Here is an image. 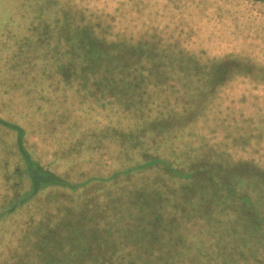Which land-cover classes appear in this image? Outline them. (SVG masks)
Wrapping results in <instances>:
<instances>
[{
  "label": "rangeland",
  "instance_id": "374dc122",
  "mask_svg": "<svg viewBox=\"0 0 264 264\" xmlns=\"http://www.w3.org/2000/svg\"><path fill=\"white\" fill-rule=\"evenodd\" d=\"M7 1L8 5L11 4L9 0L1 4L5 6ZM89 2L90 5L100 4V0ZM176 3L174 7L166 4L159 15L153 16L160 18V24L167 22L169 30L175 26L174 31L181 32L179 35L186 40L184 47L187 50L192 48L189 52L202 58L197 61L198 65L203 64L206 55L217 56L228 51V55L235 54L241 59L245 58L242 56L248 57L247 60L252 62V72H247L250 76H242L231 68L233 72L223 74L220 86L212 85L209 72L212 64L206 65L208 68L197 64L193 67L195 54L192 58L185 56L189 67H193L190 69L185 68L184 57H178L176 65L165 63L160 69L153 65L137 69L132 49L127 44L119 52L113 51L112 55L109 47L105 48V53L100 49L106 47V42L99 45L93 39L91 52L89 49L84 55L87 57L91 53L89 60H94L93 72L90 66L86 69L79 67L78 80L71 78L72 82H65L62 78L58 80L57 66L40 85L35 82L26 84L16 65L7 68L4 64L5 57L13 54L14 50L9 43L3 45L4 40L1 41L3 38L0 37V113L25 125V142L31 145L40 162L77 180L79 184L90 174L95 175V179L104 180L100 176L108 175L115 167L138 162L147 154L158 153L161 157L173 153L178 155L184 149L188 152L187 148L198 149L191 168L208 167L221 183L229 185L230 179L234 186L245 163L250 168L264 170V2L177 0ZM2 22L0 20V24ZM57 28L53 30L56 32ZM226 37L229 42L224 41ZM211 44L217 49L207 47ZM213 51L215 53H211ZM147 52L154 56L151 50ZM101 56L104 60L102 63ZM168 57L172 59L174 56L168 54ZM161 60L167 58L164 56ZM105 63L115 65L111 68ZM215 67H218L217 64ZM98 82H103L104 87L97 88ZM185 91L197 92V96L180 99L182 96L179 95L178 100L174 99L176 92ZM45 123L47 125L40 128ZM221 124L227 125L228 137H222L221 132L216 133L215 138L209 137V129L218 128ZM108 125L132 132L127 142L134 138V143L114 144L110 141L112 138L108 137V131L103 129ZM102 132L106 134L102 135ZM207 150L215 158L222 159L221 162L204 163L207 160L203 152ZM102 153L105 154L102 155L104 160L100 159ZM228 161L232 162L231 166H227ZM124 175L117 173L116 182L120 181V177L131 178L129 172ZM208 176L204 168L197 172L189 180L190 186H184L183 195L181 188L179 200L173 199L171 202L159 193H155L158 198L156 202L150 200L149 194L139 196V200L147 203L146 208L154 207L155 203L163 219L167 217L165 213L185 217L193 214L209 216L215 213V209L216 213L221 209L230 217L235 216L232 220L238 225L240 214L237 199L233 197L231 203L226 200V197L231 198L229 188H217L210 191L211 194L205 190L200 198V187L212 185V178L206 180ZM240 179L243 180H238V189H247L252 193L254 183L248 184L245 177ZM93 181L86 180L71 192L56 187L52 195L46 196L44 203L38 200L34 206L18 213L15 221L0 220V264H38L39 261L47 264H106L109 259L106 254L111 247L109 241L113 237L112 228L116 226L115 220L119 216V211L112 209V203L118 197L110 184L108 187L100 181ZM152 181L162 188L164 178L160 174ZM3 182L1 177L0 190L5 186ZM257 185L260 193H264V182ZM129 188L128 185L122 188L125 200L132 199L131 192L127 191ZM196 202L201 205L195 206ZM258 215H261L259 210ZM126 221L117 227L129 232ZM48 226L55 228V231H51V239L44 238L37 248ZM195 226L189 221L188 232L193 231ZM12 230L15 233H11ZM98 231L100 235H97ZM180 231L182 229H177L176 233ZM193 234L197 235L196 232ZM258 234L252 233L251 239ZM168 237L161 231L156 232L153 243L149 244L146 239L143 242L142 239L140 246L127 252L119 264H181L185 260L180 250L182 246L174 244L172 238ZM36 252L41 253L39 258ZM109 253L116 255L117 251L110 250ZM217 263L213 261L208 264Z\"/></svg>",
  "mask_w": 264,
  "mask_h": 264
},
{
  "label": "trees",
  "instance_id": "16d2710c",
  "mask_svg": "<svg viewBox=\"0 0 264 264\" xmlns=\"http://www.w3.org/2000/svg\"><path fill=\"white\" fill-rule=\"evenodd\" d=\"M9 1L11 4L8 5L7 1L3 6L1 2L4 0H0V11H3L0 14V20L3 21L0 24V37L3 38L1 41L4 40L3 45L7 43L12 45L14 53L5 57L4 64L7 65V68L16 65L21 76L25 78L23 82L26 84L35 82L40 85L43 79L47 78L55 68L57 69V66H59L58 80L61 81L62 78L65 82H72L71 78L78 80L80 75L77 74L81 72L79 67L86 69L90 66V71L93 72L95 70L92 64L94 60H89L91 53L90 56H84L89 49L91 52L93 39L97 40L99 45L101 42H106V47L100 49L102 53H105V48L109 47L112 55L113 51L117 53L121 47L127 44L132 49L131 53L137 69L150 65L160 69V66L165 63L176 65L178 57H184L185 60V56L192 58L195 54L189 52L192 51V48L187 50L184 47L186 40L179 35L181 32L176 33L174 31L175 26L169 30L167 22L164 21L165 23L160 24V18L153 16L159 15L162 7L166 4H172L174 7L175 4H178L176 3L177 0H100L99 5H90L89 0ZM250 1L256 4L264 2V0ZM179 5L183 6L184 4ZM183 9L186 10L185 6ZM53 26H58L56 32L53 30L55 28ZM106 35H111V37H106ZM219 40L221 41L220 38ZM224 41L229 42V38L226 37ZM207 47L211 50L217 49L212 44L211 46L207 45ZM195 49L193 48V50ZM149 50L154 53V56L149 55L147 52ZM157 53H159L158 56H156ZM211 53H215V51ZM228 53L227 51L220 55L217 54V56L206 55L207 58L203 60L202 65L197 64V61H201L199 59L202 58L195 54L193 67L197 64L208 68L206 65L212 64V69L209 70L212 85L220 86L224 79L223 74L226 71H231V68H235L239 72L238 74L242 76H250L247 72H252V62L247 60L248 57L242 56L245 58L241 59L235 54L228 55ZM168 54L174 57L171 59ZM57 55L60 59L57 58ZM164 56L167 60L162 61ZM57 59L59 61L56 62ZM102 61L104 60L101 56V63ZM113 64H109L111 68ZM216 64L217 68L215 67ZM106 65L103 66L107 67ZM193 67H189V63L185 60V68ZM97 86L101 89L104 87V83L98 82ZM172 89L174 92V88ZM185 92L187 93L185 94ZM185 92H176L174 99L178 100L179 95L182 96L180 99L183 97L190 99V96H197V92ZM139 102H141L140 99ZM46 125L45 123L40 128H44ZM119 128L116 125H108L103 129L108 131V137L112 138L110 141H113L114 144L134 143V138L127 142L132 132ZM209 130L211 133L209 137L211 138H215L216 133L219 132H221L222 137L229 135L226 132L229 131L227 125L224 124ZM0 131L2 132V137H0V178L4 179L3 183L5 184L0 190V220L3 222L15 221L18 213L34 206L38 200L44 203L46 196L52 195L56 187L66 188L71 192L86 180H94V183L100 181L108 187L110 184L118 197L112 203V209H117L119 216L115 220L116 226L112 228L113 237L110 238L111 247L108 248L109 251H117V254L112 255L108 251L106 255L109 259L106 260V264H119L123 258L125 259L127 252L136 249V246H140L142 239L143 242L146 239L149 244L153 243L156 232L161 231L164 235L169 236L168 238H172L174 244H178L179 247L182 246L180 250L185 260L181 264H208L213 261H217V264H264V220H262L264 218V193H260L257 185V183L264 182V170H257L250 168L246 163L243 164L240 168L242 174L238 180L242 181L243 179L240 178L245 177L248 184L253 182L254 186L251 187L252 193L247 189L239 190L238 180L233 186V182L227 178L229 186L226 182L217 181V176L215 178L214 172H210L208 167L191 168V164L194 165L195 163L194 158L198 149L187 148L188 152H185L184 149L180 151L181 153L178 152V155L173 153L161 157L158 153L147 154L138 162L115 167L108 175L100 176L104 180L95 179L96 176L90 174L85 179L80 180L81 183L79 184L77 180L70 179L65 174L49 168L46 163L40 162L31 145L25 142L26 127L19 120L6 118L0 113ZM105 134L102 132V135ZM115 148L116 155L118 146ZM140 148L138 149L140 150ZM210 153V150L203 152L204 158L207 160L204 163L217 164L221 162L222 159L215 158ZM102 155L105 154L102 153L100 159L104 160ZM230 164L232 162L228 161L227 166H231ZM250 166L253 167L254 165ZM177 167L182 171L178 170ZM203 168L209 175L206 180L212 178L213 181L211 180V186L208 185L209 188L206 185L200 187L202 190L200 198L205 190L210 192L217 190V188H229L231 198L226 197V200L231 203L233 197L237 199V209L240 214L238 225L233 223L234 220L232 219L235 216L230 217L226 212L227 216L221 212V209L217 210V213L215 209V213L209 216L193 214L191 217H185L165 213L167 217L163 219L162 214H160L161 210L158 212L155 203L153 204L154 207L146 208L147 203L142 202V204L140 202L139 196L143 197L146 194H149L150 200L156 202L158 198L155 193L167 197L170 201L179 200L181 188V195H183L184 186L189 187V180H192V177H195L196 173ZM145 170H149V172H144ZM128 172L131 178L120 177V181L116 182L117 173L125 176L124 174ZM160 174L164 178L162 188L155 185V181H152L156 175ZM128 179L129 181H127ZM181 180L182 184L180 183ZM126 185L130 186L127 191L131 192L132 199L125 200L123 198L122 188ZM163 188L164 192L162 191ZM213 194L215 193L213 192ZM199 205L201 203H195V206ZM258 210L261 215H258ZM185 218H187L186 224ZM125 219L128 220L125 223L129 226V232L117 227L118 224H123ZM189 221L196 225L191 232H188ZM177 229H182V231L176 233ZM51 231H55L52 226L44 229L37 248L42 245L44 238L51 239ZM193 232H196L197 235L194 236ZM255 232L259 234L251 239V234ZM11 233H15L14 230ZM97 235H100L99 231ZM36 256L39 258L41 253L36 252ZM114 259L118 261L115 262ZM38 264L47 263H40L39 261Z\"/></svg>",
  "mask_w": 264,
  "mask_h": 264
}]
</instances>
